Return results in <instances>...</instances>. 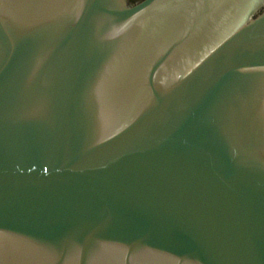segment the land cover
Masks as SVG:
<instances>
[{"label": "water", "instance_id": "water-1", "mask_svg": "<svg viewBox=\"0 0 264 264\" xmlns=\"http://www.w3.org/2000/svg\"><path fill=\"white\" fill-rule=\"evenodd\" d=\"M0 264H264V0H0Z\"/></svg>", "mask_w": 264, "mask_h": 264}]
</instances>
